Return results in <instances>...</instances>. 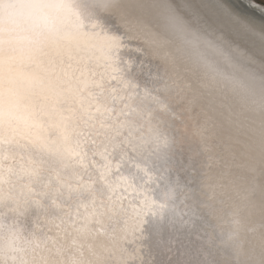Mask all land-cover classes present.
<instances>
[{
  "label": "bare ground",
  "instance_id": "bare-ground-1",
  "mask_svg": "<svg viewBox=\"0 0 264 264\" xmlns=\"http://www.w3.org/2000/svg\"><path fill=\"white\" fill-rule=\"evenodd\" d=\"M0 0V47L73 62L141 54L159 91L129 100L145 122L150 205L132 227L74 232L65 264H264V8L231 0ZM135 63V57L132 58ZM133 90L137 82L130 80Z\"/></svg>",
  "mask_w": 264,
  "mask_h": 264
},
{
  "label": "snow or ice",
  "instance_id": "snow-or-ice-1",
  "mask_svg": "<svg viewBox=\"0 0 264 264\" xmlns=\"http://www.w3.org/2000/svg\"><path fill=\"white\" fill-rule=\"evenodd\" d=\"M221 10L246 19L231 0ZM97 46L113 59L0 47V264H65L79 249L74 232L104 219L132 227L150 205L137 161L142 133L163 125L146 123L129 100L141 82L163 98L160 69L138 70L150 63L141 54Z\"/></svg>",
  "mask_w": 264,
  "mask_h": 264
},
{
  "label": "rangeland",
  "instance_id": "rangeland-1",
  "mask_svg": "<svg viewBox=\"0 0 264 264\" xmlns=\"http://www.w3.org/2000/svg\"><path fill=\"white\" fill-rule=\"evenodd\" d=\"M252 1L264 8V0H252Z\"/></svg>",
  "mask_w": 264,
  "mask_h": 264
},
{
  "label": "water",
  "instance_id": "water-1",
  "mask_svg": "<svg viewBox=\"0 0 264 264\" xmlns=\"http://www.w3.org/2000/svg\"><path fill=\"white\" fill-rule=\"evenodd\" d=\"M240 2H242V0H239Z\"/></svg>",
  "mask_w": 264,
  "mask_h": 264
}]
</instances>
